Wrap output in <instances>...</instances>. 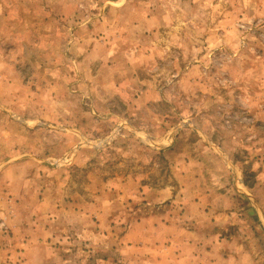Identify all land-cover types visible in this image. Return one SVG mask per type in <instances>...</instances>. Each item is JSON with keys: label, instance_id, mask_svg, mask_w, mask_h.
Segmentation results:
<instances>
[{"label": "rangeland", "instance_id": "rangeland-1", "mask_svg": "<svg viewBox=\"0 0 264 264\" xmlns=\"http://www.w3.org/2000/svg\"><path fill=\"white\" fill-rule=\"evenodd\" d=\"M0 264H264V0H0Z\"/></svg>", "mask_w": 264, "mask_h": 264}]
</instances>
